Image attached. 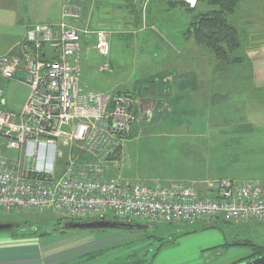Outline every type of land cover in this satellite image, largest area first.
Here are the masks:
<instances>
[{
    "label": "rangeland",
    "instance_id": "1",
    "mask_svg": "<svg viewBox=\"0 0 264 264\" xmlns=\"http://www.w3.org/2000/svg\"><path fill=\"white\" fill-rule=\"evenodd\" d=\"M166 1L0 0V54L6 53L21 38L26 26L35 23L65 21L79 27L88 24L93 29H107L111 32L107 59L94 49L93 38L86 41L82 38L78 52L80 88L85 92L156 97V86L152 92L144 89L153 84L148 83L150 78H155L156 82L160 72L169 66L173 71L178 70V66L188 61L193 52L196 64L200 62L201 78L215 75L213 110L205 111L204 108L199 113L180 111L177 106L172 109L173 104L168 100L156 98L153 112L141 116L133 127L132 135L123 142L116 157L110 160L111 173L126 180L143 182L170 179L184 172L183 165L182 171L178 165L182 158L184 164L187 163L185 160L192 164L194 161L201 163L193 170L202 172L199 177L205 172L211 177L202 181L219 177L264 179V79L261 77L264 72L257 77V71L250 64L251 54L241 47L233 53V56H241L240 62L218 63L213 52L197 44L188 33L190 15L187 10L181 4L170 7ZM71 3L80 10L77 19L64 17L67 5ZM199 6L197 10H205ZM226 17L230 22L229 14ZM248 41L242 40L244 48L252 47V42ZM105 61L110 64V71L99 70ZM238 64H242L241 67ZM232 76L239 77L232 79ZM192 105L185 104L186 107ZM203 130H211L213 135L198 134ZM185 131L197 134L185 135ZM202 138L207 143L213 141L212 151L201 150L197 140ZM188 139L195 144L192 149L184 151L183 148L189 147L185 143ZM59 218L49 211L7 213L0 210V223L17 222L37 233L60 231L66 220ZM105 220L127 222L112 213H108ZM140 224L145 225L144 222ZM187 230L191 231L185 233ZM208 230H213V235L220 237L219 245L204 250L207 261L213 264H235L243 250L250 253L248 243L264 251V223L219 220L209 228H202L201 224L159 223L136 230H77L92 234L105 232L106 237H111L99 251L80 260H99L105 264H151L160 251L175 248L181 238Z\"/></svg>",
    "mask_w": 264,
    "mask_h": 264
},
{
    "label": "built area",
    "instance_id": "2",
    "mask_svg": "<svg viewBox=\"0 0 264 264\" xmlns=\"http://www.w3.org/2000/svg\"><path fill=\"white\" fill-rule=\"evenodd\" d=\"M79 15L75 4L67 5L64 17ZM110 35L88 24L35 23L0 54V80L29 90L21 108L12 111L0 89V210L49 211L70 221L112 213L145 224L264 223V179L146 183L111 173L112 158L157 100L80 88L82 38H93L94 49L107 59ZM110 69L108 61L99 66Z\"/></svg>",
    "mask_w": 264,
    "mask_h": 264
},
{
    "label": "crops",
    "instance_id": "3",
    "mask_svg": "<svg viewBox=\"0 0 264 264\" xmlns=\"http://www.w3.org/2000/svg\"><path fill=\"white\" fill-rule=\"evenodd\" d=\"M229 16L230 22L238 31L241 45L238 49L241 47L243 51H248L251 54L250 64L257 71L258 77L264 72V0H239L236 9ZM242 40L252 42V47L244 48ZM192 53L188 61H184L178 66V70L173 71L171 66H169V68L160 72L161 75H158L159 79L156 82L155 78H150L151 82L148 83L153 84H148L144 89L152 92L156 86L155 88H157L159 96L144 97L168 100L173 104L171 106L172 109L177 106L176 109L180 111L199 113L204 108L205 111L207 109L212 111V88L213 79H216L215 75L209 74L208 78H201L200 62L196 64L194 60L195 54L192 55ZM241 65L238 64L237 66L241 67ZM17 77H23V75L17 74ZM238 77L232 76V79H238ZM261 77L264 79V76ZM0 89L2 90L5 106L12 111H18L21 108L29 91L22 84L3 80H0ZM187 103L193 104L192 107L187 106V108L185 106ZM183 134L196 135L197 133L185 131ZM198 134L213 135V132L211 130H203L198 132ZM197 142L201 145V150H213V141L207 143L202 138L197 140ZM185 143L189 147L183 148L184 151L192 149L195 144L192 139H188ZM183 161L180 158L178 164L181 166L179 168L181 171L182 165L184 167V172L180 173V176L162 180L165 182L170 180L199 182L205 177H209V173L206 172L199 177L202 172L198 173L193 170V167L201 165L200 162L194 161L192 164L188 160H185L187 163L184 164ZM124 177L126 176L124 175ZM155 180L153 179L146 183H151ZM197 225L200 224H195L194 226ZM17 226L8 231H0V264H105V261L99 260L87 262L80 260L83 256L92 255L104 246L107 238H111L106 237L105 232L92 234L91 232H77L76 230H60L52 233H37L23 228L21 224ZM219 242L220 237L219 235H213V230L188 235L181 238L175 248L160 251L151 264H213V262L207 261L204 250L213 249V246L216 247L220 244ZM250 257L251 251L250 253H246V250H243L238 262L246 261ZM203 258L205 261H203ZM123 263L125 264V262ZM108 264L120 263L111 262Z\"/></svg>",
    "mask_w": 264,
    "mask_h": 264
},
{
    "label": "trees",
    "instance_id": "4",
    "mask_svg": "<svg viewBox=\"0 0 264 264\" xmlns=\"http://www.w3.org/2000/svg\"><path fill=\"white\" fill-rule=\"evenodd\" d=\"M166 2L170 7L181 4L187 10L190 15L188 33L197 44L210 49L218 63H226L229 60L240 62V57L233 56V53L239 47L238 31L226 17L227 14L234 12L238 0H197V5L193 8L188 7L182 0H168ZM128 4L130 3L128 2ZM199 5L207 9L199 11L197 10ZM157 96L159 95L157 94ZM64 220L68 221L67 219ZM200 224L202 228L213 227V222ZM190 231L187 230L185 233ZM248 245L251 246L250 258L263 254L264 251L260 247H255L251 243H248Z\"/></svg>",
    "mask_w": 264,
    "mask_h": 264
},
{
    "label": "water",
    "instance_id": "5",
    "mask_svg": "<svg viewBox=\"0 0 264 264\" xmlns=\"http://www.w3.org/2000/svg\"><path fill=\"white\" fill-rule=\"evenodd\" d=\"M17 223L4 222L0 223V231H8L17 226ZM106 228H117V229H145L147 225H143L137 222L129 221H109V220H86V221H66L64 226L60 230H91V229H106ZM29 231L34 229L29 228ZM235 264H264V252L261 255L250 258L246 261H241Z\"/></svg>",
    "mask_w": 264,
    "mask_h": 264
}]
</instances>
